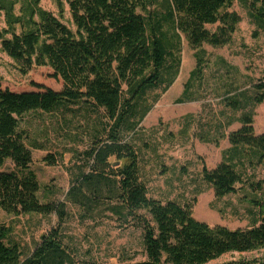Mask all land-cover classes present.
I'll use <instances>...</instances> for the list:
<instances>
[{
  "label": "trees",
  "instance_id": "obj_1",
  "mask_svg": "<svg viewBox=\"0 0 264 264\" xmlns=\"http://www.w3.org/2000/svg\"><path fill=\"white\" fill-rule=\"evenodd\" d=\"M40 1L0 0L6 24L0 31L1 49L21 73L34 66H49L50 76L62 81L60 90L38 82L31 83L36 90L0 88V167L7 160L12 164V169L0 171V209L13 215L55 214L58 224L26 255L16 244L6 242L9 230L0 227V264H100L77 260L63 244L59 225L66 217V205L40 201L32 151L26 132L19 127L28 112L73 105L102 108L107 122L80 154L83 169L71 178L65 199L84 215L105 210L124 222L134 219L142 227L146 260L129 264H206L226 253L264 249V200L251 199L256 210L254 223L247 228L230 229L197 220L192 202L162 201L148 195L140 177L139 151L130 140L150 109L147 93L157 88L165 92L178 74L180 60L169 50L172 44L163 22L171 20L177 36L182 35L194 50L196 66L177 103L194 101L190 90L202 72V45L224 46L237 29L240 16L229 10L234 0H63L74 32L42 9ZM243 2L249 17L264 29V0ZM157 6L164 9V15L151 10ZM207 25L215 27L211 30ZM253 88L251 100L261 103L264 82H255ZM226 102L231 109L240 108L236 98ZM239 123L227 135L230 146L222 151L219 163L201 169L202 181L216 197L235 192L241 182L237 163L243 158L250 164L264 163V131L254 133L251 113L241 115ZM44 161L53 164L55 158L47 154ZM251 186L262 188L259 182ZM218 264H264V253Z\"/></svg>",
  "mask_w": 264,
  "mask_h": 264
},
{
  "label": "rangeland",
  "instance_id": "obj_2",
  "mask_svg": "<svg viewBox=\"0 0 264 264\" xmlns=\"http://www.w3.org/2000/svg\"><path fill=\"white\" fill-rule=\"evenodd\" d=\"M40 6L75 31L65 1L41 0ZM18 10L16 5L15 12ZM151 10L165 14L160 6ZM229 10L240 16L237 29L230 43L224 46L202 45V72L190 90L194 101L177 103L190 70L196 66L194 50L182 35L177 36L171 20L163 22L172 44L169 50L180 60L178 74L165 92L157 88L147 93L145 101L150 109L130 140L139 151L140 177L149 196L162 201L192 202L195 219L235 229L254 223L252 213L256 209L251 199L264 200V163L250 164L243 158L237 163L241 182L236 184L235 192L222 197H216L213 189L202 181L201 169L203 166L212 169L219 163L222 151L230 146L227 135L240 127L239 118L244 113L252 114L255 134L264 131V99L257 104L251 100L254 83L264 82V29L249 17L243 0H234ZM5 27L0 11V31ZM214 27L207 25L211 30ZM51 73L49 66H34L27 73H21L0 45L1 89L36 90L31 83L38 82L60 90L62 81L52 78ZM231 98L239 101L238 110L227 106L226 100ZM106 122L102 108L73 105L51 112H28L20 119L19 127L26 132V143L32 151L31 167L40 184V201H59L66 205V217L59 225L61 239L75 258L100 264L143 262L146 260L143 230L134 219L124 222L105 210L84 215L77 205L65 199L71 178L79 168L83 169L80 154L91 145L95 135L102 133ZM47 154L55 158V163L44 161ZM10 169L9 160L0 167V171ZM258 182L261 189L251 186ZM140 213L149 219L145 211ZM57 224L55 214L13 215L0 209V227L9 230L6 242L16 244L23 255L32 251L41 236ZM263 253L264 249L230 252L206 264L250 259Z\"/></svg>",
  "mask_w": 264,
  "mask_h": 264
}]
</instances>
